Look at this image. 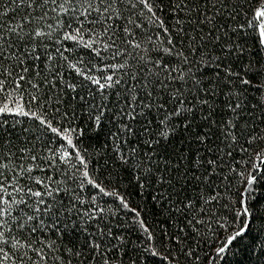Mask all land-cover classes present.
I'll use <instances>...</instances> for the list:
<instances>
[{
	"label": "snow or ice",
	"instance_id": "snow-or-ice-1",
	"mask_svg": "<svg viewBox=\"0 0 264 264\" xmlns=\"http://www.w3.org/2000/svg\"><path fill=\"white\" fill-rule=\"evenodd\" d=\"M0 264H264V0H0Z\"/></svg>",
	"mask_w": 264,
	"mask_h": 264
}]
</instances>
